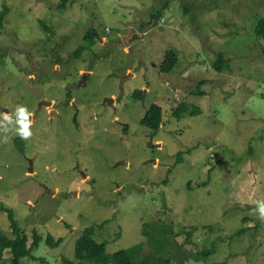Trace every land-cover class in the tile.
I'll list each match as a JSON object with an SVG mask.
<instances>
[{
  "label": "rangeland",
  "instance_id": "374dc122",
  "mask_svg": "<svg viewBox=\"0 0 264 264\" xmlns=\"http://www.w3.org/2000/svg\"><path fill=\"white\" fill-rule=\"evenodd\" d=\"M59 2L0 0V114L25 106L32 121L27 140L0 132V232L12 237L3 205L28 245L39 236L19 264L74 261L81 232L101 223L107 253L143 243L140 259L264 264V43L253 32L264 0ZM90 28L95 43L74 57ZM171 49L177 62L162 72ZM152 103L154 135L140 123ZM179 103L199 111L177 118ZM158 219L175 233L165 254L141 233ZM11 259L6 249L0 264Z\"/></svg>",
  "mask_w": 264,
  "mask_h": 264
},
{
  "label": "trees",
  "instance_id": "16d2710c",
  "mask_svg": "<svg viewBox=\"0 0 264 264\" xmlns=\"http://www.w3.org/2000/svg\"><path fill=\"white\" fill-rule=\"evenodd\" d=\"M65 0H60L58 6L64 7ZM153 10V8H150ZM7 9L4 8V11L0 13V26L3 21V16L6 13ZM161 8L153 10L150 14V19L159 17L161 15ZM39 24L47 29L41 21ZM153 24L152 21H148L147 25ZM253 32L255 36L264 43V16L259 18L254 25ZM97 38V33L94 29H88L83 35L84 44H80L76 47L73 52L74 57H79L80 53L89 49ZM264 53V48L262 49ZM177 62L176 53L171 49L166 51L164 54V59L159 65V69L162 72H170ZM212 67L218 71L222 72L228 66V60L224 58L222 54H218L217 57L211 63ZM202 82L198 83L195 89L191 94L202 95L203 92L200 90V85ZM140 90H135L133 94L140 97ZM69 96V94H67ZM172 112L177 118L183 117L185 114L194 115L199 109L196 106H192L191 110L188 109V105L184 103H179V105ZM140 123L151 129L153 135L160 130V124L162 123V108L156 103H152L145 110L144 115L141 118ZM17 147L21 149L18 139H15ZM177 161L181 159V152L177 154ZM1 209L6 210L10 222L11 234L12 237L5 236L0 232V260L3 259V252L8 249L12 259L10 264H19L20 260L24 257L31 255L33 249L38 246L39 236L33 231L32 242L28 245V237L25 232L18 225L12 209L6 208L1 205ZM172 217V215H171ZM171 220V218H170ZM97 227H103V223L98 225H93L86 227L80 234V236L75 241L74 245V261L65 259L66 264H171L170 258H163L162 256H156L153 253L145 256L140 259V256H143V243H139L128 247L126 249L118 250L113 253H107L105 250V242H97L94 238L95 229ZM192 230H195V227H192ZM245 228H241L236 231L237 235H240ZM142 235L147 238V243L155 250V252L165 254L167 252L168 245H170L173 240L168 239V236H175L173 225L169 223L168 227L164 226V221L158 219L154 224L143 223ZM192 231H188L186 235L191 234ZM46 243L50 246H55L60 243V239L56 242H52L51 235L47 236ZM205 254L207 252H204ZM207 257V256H206ZM203 258V259H206ZM179 264H183L181 261Z\"/></svg>",
  "mask_w": 264,
  "mask_h": 264
},
{
  "label": "clouds",
  "instance_id": "9594fccd",
  "mask_svg": "<svg viewBox=\"0 0 264 264\" xmlns=\"http://www.w3.org/2000/svg\"><path fill=\"white\" fill-rule=\"evenodd\" d=\"M31 113L25 106H18L15 112V120L10 114H0V132L7 133L12 131L13 128L16 134L24 140L32 136L30 120ZM6 142V140H5ZM254 213L258 215V219L264 222V201H256V208Z\"/></svg>",
  "mask_w": 264,
  "mask_h": 264
},
{
  "label": "bare ground",
  "instance_id": "6f19581e",
  "mask_svg": "<svg viewBox=\"0 0 264 264\" xmlns=\"http://www.w3.org/2000/svg\"><path fill=\"white\" fill-rule=\"evenodd\" d=\"M108 100H110V99H108ZM45 103V102H44Z\"/></svg>",
  "mask_w": 264,
  "mask_h": 264
},
{
  "label": "water",
  "instance_id": "95a60500",
  "mask_svg": "<svg viewBox=\"0 0 264 264\" xmlns=\"http://www.w3.org/2000/svg\"><path fill=\"white\" fill-rule=\"evenodd\" d=\"M109 101V100H108Z\"/></svg>",
  "mask_w": 264,
  "mask_h": 264
}]
</instances>
